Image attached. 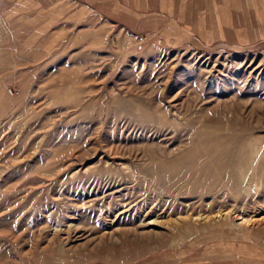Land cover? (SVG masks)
<instances>
[{"label":"rangeland","instance_id":"rangeland-1","mask_svg":"<svg viewBox=\"0 0 264 264\" xmlns=\"http://www.w3.org/2000/svg\"><path fill=\"white\" fill-rule=\"evenodd\" d=\"M227 1L0 0V264H264V19Z\"/></svg>","mask_w":264,"mask_h":264},{"label":"crops","instance_id":"crops-1","mask_svg":"<svg viewBox=\"0 0 264 264\" xmlns=\"http://www.w3.org/2000/svg\"><path fill=\"white\" fill-rule=\"evenodd\" d=\"M243 1V4H248L249 7H251V9L253 10V14L256 15L257 17V22H255V24H262L261 22H259L258 20L259 19H264V0H242ZM228 4H231L232 6L234 5H237L238 4V0H228L227 1ZM224 16H227V18L229 19L230 21V24H231V20H230V17L229 15L227 14V11L220 17H224ZM249 19V18H248ZM256 21V20H255ZM212 39V37H211ZM249 41L247 38H243V42H247Z\"/></svg>","mask_w":264,"mask_h":264},{"label":"bare ground","instance_id":"bare-ground-1","mask_svg":"<svg viewBox=\"0 0 264 264\" xmlns=\"http://www.w3.org/2000/svg\"><path fill=\"white\" fill-rule=\"evenodd\" d=\"M229 211H227L226 213H228ZM239 219H241L240 221H241V223H248L250 220H251V218L249 217V218H245V217H243V216H241V217H239ZM149 224H151V222L149 223Z\"/></svg>","mask_w":264,"mask_h":264}]
</instances>
